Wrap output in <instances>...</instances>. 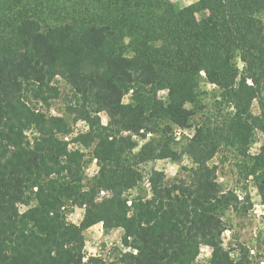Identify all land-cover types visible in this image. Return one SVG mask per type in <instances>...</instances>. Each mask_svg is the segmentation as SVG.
Wrapping results in <instances>:
<instances>
[{"label": "trees", "instance_id": "16d2710c", "mask_svg": "<svg viewBox=\"0 0 264 264\" xmlns=\"http://www.w3.org/2000/svg\"><path fill=\"white\" fill-rule=\"evenodd\" d=\"M201 71L219 99L197 121ZM58 79L72 90L61 115L38 107L61 95ZM79 122L87 129L74 132ZM176 126L193 134L176 140ZM259 133L264 0H0V264H199L204 245L209 264H251L246 245L235 257L223 237L250 194L224 189L212 160L222 148L245 155ZM183 155V174L154 169L149 194L127 196L141 164ZM245 174L264 200V159ZM98 223L123 229L128 251L86 258Z\"/></svg>", "mask_w": 264, "mask_h": 264}, {"label": "rangeland", "instance_id": "374dc122", "mask_svg": "<svg viewBox=\"0 0 264 264\" xmlns=\"http://www.w3.org/2000/svg\"><path fill=\"white\" fill-rule=\"evenodd\" d=\"M178 7H185L200 0H171ZM240 68L243 67V62L237 60ZM203 73V74H202ZM202 80L199 91V101L204 110L200 111L195 120H199L206 115L215 112V102L219 95V89L215 84L207 81L206 73L201 71ZM61 90V95L56 99L51 100L50 107L42 102H38V107L47 113L63 114L65 112L66 104L72 94V90L68 84L62 79L56 82ZM168 90L159 92L160 97L166 96ZM129 102V94L124 97V101ZM253 109L259 112L256 102ZM103 123H107L109 118L106 112L101 113ZM175 128H178L177 126ZM174 128V136L176 140L182 138L183 134L192 135V128L183 129V132L178 135ZM87 125L85 122H79L74 126V132L85 131ZM186 131V132H185ZM71 137V136H70ZM67 137L66 139H69ZM143 142V141H142ZM141 142V143H142ZM183 142L178 144V149H182ZM71 147H76L71 144ZM90 156V149H82ZM256 156H261L264 159V134L259 133L256 139L246 149V154L243 155L234 148H222L212 162L218 167V181L224 189H234L243 197L246 192L250 194L252 207L248 208V203H245L240 213H229L231 219L229 223L232 228L224 231L223 237L225 246L232 247V254L238 257L239 243H243L249 250V259L251 264H257L264 259V200L258 192L256 181L253 175L246 177V165H250L256 161ZM186 161V162H185ZM193 163L188 155H183L182 159L175 161L169 158L158 159L141 164L139 167L143 172V180L140 184L128 192V197L131 198L142 192L145 195L149 194L148 176L154 169L163 170L169 179L183 174V166H192ZM98 170L96 159L92 160L87 169L88 178L93 177ZM174 173V174H173ZM107 192H102L100 196L106 195ZM26 207L22 206V209ZM84 215V209L76 207L68 217L69 220L79 223ZM123 229H113L110 232H105L102 223H98L85 231V255L86 258L90 255H102L106 259L115 257L119 249H124L122 245ZM126 249V248H125ZM212 248L204 245L201 248V253L197 262L199 264H209Z\"/></svg>", "mask_w": 264, "mask_h": 264}, {"label": "built area", "instance_id": "2783aa9c", "mask_svg": "<svg viewBox=\"0 0 264 264\" xmlns=\"http://www.w3.org/2000/svg\"><path fill=\"white\" fill-rule=\"evenodd\" d=\"M176 129V134L180 135L182 132H183V129L178 127V128H175ZM186 132V131H185Z\"/></svg>", "mask_w": 264, "mask_h": 264}, {"label": "clouds", "instance_id": "9594fccd", "mask_svg": "<svg viewBox=\"0 0 264 264\" xmlns=\"http://www.w3.org/2000/svg\"><path fill=\"white\" fill-rule=\"evenodd\" d=\"M190 2H191V0H190ZM203 74V73H202ZM248 83L249 84H251V81H248ZM125 102H126V100H125ZM186 162V161H185ZM174 174V173H173ZM125 251H128V249H125ZM133 252H134V254H136V251L135 250H133Z\"/></svg>", "mask_w": 264, "mask_h": 264}]
</instances>
